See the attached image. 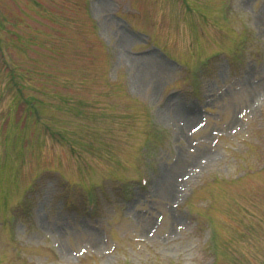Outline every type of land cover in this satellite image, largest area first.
<instances>
[{
    "label": "rangeland",
    "instance_id": "374dc122",
    "mask_svg": "<svg viewBox=\"0 0 264 264\" xmlns=\"http://www.w3.org/2000/svg\"><path fill=\"white\" fill-rule=\"evenodd\" d=\"M0 264H264V0H0Z\"/></svg>",
    "mask_w": 264,
    "mask_h": 264
},
{
    "label": "bare ground",
    "instance_id": "6f19581e",
    "mask_svg": "<svg viewBox=\"0 0 264 264\" xmlns=\"http://www.w3.org/2000/svg\"><path fill=\"white\" fill-rule=\"evenodd\" d=\"M109 4L103 1H100L96 5V12L104 11L109 8ZM105 30V23L103 24ZM119 34V32H118ZM133 38L130 36L121 33L120 43L122 50H126L130 44L133 43ZM119 43V44H120ZM122 57V52L119 55L120 59ZM131 67L135 66V70L138 71L137 75L133 79V84L136 86V89H141L143 86H149L153 88V90H157L159 87V83L162 81L161 74L165 71L168 67L160 60H158L154 55L147 54L146 56L140 58H129ZM134 69V68H133ZM160 78V79H159ZM173 98H171L169 102V106L173 103ZM138 110H135V114ZM189 116V119L186 117ZM169 119H172L169 117ZM174 123L177 122L178 125L182 124L181 127L182 134L192 132V129L195 128V119L194 113L190 112L186 108H181L178 110V115ZM202 159V158H200ZM201 164V161L196 160L193 161L189 166L186 168L176 167V169H164L163 170V178L160 182H157L156 186L159 187V194H162L167 197H172L175 194V190L177 188V184L180 183L181 175L182 174H189L194 170V168L198 167Z\"/></svg>",
    "mask_w": 264,
    "mask_h": 264
}]
</instances>
